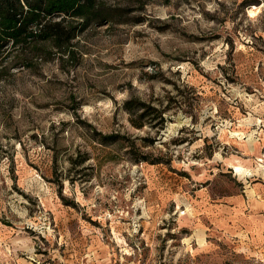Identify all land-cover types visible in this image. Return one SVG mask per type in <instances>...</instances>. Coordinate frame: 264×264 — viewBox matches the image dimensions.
<instances>
[{"label": "rangeland", "instance_id": "rangeland-1", "mask_svg": "<svg viewBox=\"0 0 264 264\" xmlns=\"http://www.w3.org/2000/svg\"><path fill=\"white\" fill-rule=\"evenodd\" d=\"M103 1L0 57V264H264V0Z\"/></svg>", "mask_w": 264, "mask_h": 264}, {"label": "trees", "instance_id": "trees-1", "mask_svg": "<svg viewBox=\"0 0 264 264\" xmlns=\"http://www.w3.org/2000/svg\"><path fill=\"white\" fill-rule=\"evenodd\" d=\"M115 10L103 0H0V57L13 53L68 55L73 51L72 40L91 24L100 25L116 18L115 21L124 22ZM123 108L135 115L130 117V123L136 128L148 124L158 126L159 132L164 127L165 109H157L138 99L124 101ZM153 117L158 119L155 124H151ZM99 137L101 142L115 143L119 136L99 134ZM139 160L147 158L139 156Z\"/></svg>", "mask_w": 264, "mask_h": 264}, {"label": "bare ground", "instance_id": "bare-ground-1", "mask_svg": "<svg viewBox=\"0 0 264 264\" xmlns=\"http://www.w3.org/2000/svg\"><path fill=\"white\" fill-rule=\"evenodd\" d=\"M250 12H252V11H250ZM235 168H234V170H235V172L237 173V174H239V175H242V173H243V167H241V166H239V165H235L234 166ZM248 172V171H247ZM249 173V172H248ZM250 174V173H249Z\"/></svg>", "mask_w": 264, "mask_h": 264}]
</instances>
